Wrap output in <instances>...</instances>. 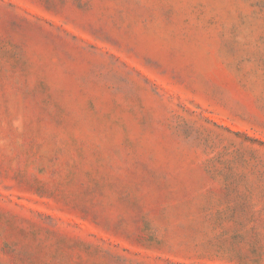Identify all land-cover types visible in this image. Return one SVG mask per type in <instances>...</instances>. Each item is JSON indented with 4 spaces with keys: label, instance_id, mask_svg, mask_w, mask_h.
<instances>
[{
    "label": "rangeland",
    "instance_id": "obj_1",
    "mask_svg": "<svg viewBox=\"0 0 264 264\" xmlns=\"http://www.w3.org/2000/svg\"><path fill=\"white\" fill-rule=\"evenodd\" d=\"M0 264H264V0H0Z\"/></svg>",
    "mask_w": 264,
    "mask_h": 264
}]
</instances>
